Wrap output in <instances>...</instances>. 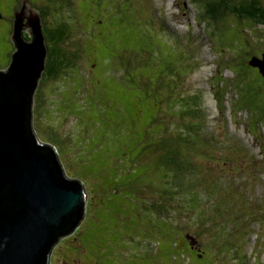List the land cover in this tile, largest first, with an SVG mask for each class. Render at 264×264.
Masks as SVG:
<instances>
[{"label":"rangeland","instance_id":"rangeland-1","mask_svg":"<svg viewBox=\"0 0 264 264\" xmlns=\"http://www.w3.org/2000/svg\"><path fill=\"white\" fill-rule=\"evenodd\" d=\"M32 1L41 6L43 4L47 7L45 9H53L54 2H58V0H53L54 2L47 4L46 0ZM239 1L234 0L235 3ZM15 2L16 0H0V11L6 15L10 3ZM205 2L206 0H66L60 2V4H68L64 6L66 12L63 17L72 26L73 35L72 37L70 34L71 37L61 46L70 53L76 50L79 60L76 67L64 69L62 74H55L53 79L42 77V82L38 84L35 95L37 98V92H39L38 98L48 100V108L46 110V105L39 100H37L36 107L34 95L33 110L35 113V108H37L38 114L35 118L32 115V127L37 139L44 143L35 129V124L40 121L39 116L46 110L41 120L44 125L50 122L49 119L55 122L62 121L59 123V133L65 134V139L71 141V145L62 152L67 155L65 160L59 159L62 170L68 178H79L86 194L87 191H93L87 201V215L97 202L103 206L96 212L93 221L92 215L84 214L75 238L72 232L54 245L49 264H81V261L83 264H99L107 248L105 256H108L109 252L112 253L113 245L123 246L119 243V239L124 235L129 236L130 228L141 231L146 228L140 217L134 213L137 186L120 179L111 180L109 175L114 174L116 170L113 164L124 170V166H132L131 161L135 158V161L139 162L138 154L145 139L144 126H150L155 114L154 109L158 107L156 102L158 94L154 92L153 81L159 69L162 70L163 55L151 52L150 39L148 40L136 29L147 24L146 27L152 26L155 33L159 35L154 37L153 41L163 50V53L167 54L173 49L174 41H171L172 37H169L174 35L173 38L177 41L182 37L183 41L181 39L180 41L183 49L189 55L196 57L193 62L197 70L186 77L185 88L187 90L185 91L188 94L198 93L201 96L200 110H203L201 112L206 118L204 129L206 128L214 137L216 136L212 142L219 147L223 144L228 145L227 151L216 149L207 152L204 149L205 145L199 143L197 147L201 146V150L208 155L204 163L209 164L212 161L210 168L213 167V173L225 175L222 178L223 182L227 183L226 186L222 185L224 192L247 189L245 196L248 203H251L256 195L259 200L262 199L259 194L264 195V178H261L257 185L252 184L253 190L247 187L245 179L252 180L253 175H257L256 178L260 179V161H264V157H261V155L264 156L261 150V148L264 149V135L261 136V131L264 130L263 89L259 86V82H256L254 72L259 75L257 68L246 73L247 65H242L241 68L239 65L244 61L246 64L251 56L264 53V25H256L232 13H223L214 22L205 13ZM260 2L264 5V0ZM19 3L24 4L25 11L34 9L31 6H34L32 2L30 6L26 0H20ZM35 11L38 12L37 9ZM59 12L61 11L56 12L55 9L48 11L47 16L41 17V20L51 21V15L59 18L61 15ZM154 12L157 13L155 17L150 14ZM142 17L146 19V25L143 24ZM138 19L140 21H137ZM135 21L137 22L134 24ZM159 23L165 28H162ZM187 25H191V28L187 29ZM47 27L52 29V23ZM203 31H206L208 40L204 37ZM240 34H245V39ZM240 39L244 40L246 47ZM46 41L45 39V43ZM74 43L75 50L71 49ZM11 49H13V44L10 39L0 36V66L6 64ZM229 50L232 51L228 52ZM249 77L254 82H251ZM61 78H63L62 82L69 81L71 84L67 82L63 86ZM217 78L219 81L222 78L221 90L228 91L227 98L224 97V99H229L222 105L220 102L216 104L212 96L213 85ZM80 81L87 82L88 89L82 97H78L72 88ZM241 82L244 87L241 103H251L254 106L249 119L244 110L240 111L239 108H235L237 105L231 102L235 99V91H238V87L233 88L231 85L234 83L242 85ZM251 128L253 132L250 131ZM42 131L45 133L44 130ZM224 137L227 138V142L220 140ZM205 141L209 143V140L205 139ZM258 141L261 147L256 146ZM212 145V143L209 144V147L214 148ZM236 146L237 149H235ZM61 158L63 159L62 155ZM134 172L131 179H135L137 185L150 181V173L147 172L146 167L134 168ZM152 172L155 176L159 175L156 167ZM204 179L206 182L202 184L212 190L209 184H213L214 181L209 180L208 175L204 176ZM254 190L256 195H253ZM146 193L147 195L144 196L146 202L153 204V202L161 201V199L156 200L151 193ZM230 196L236 197L231 193L227 198H231ZM194 198L196 201L197 198ZM199 201L203 203L201 208L204 209L206 205V212L217 218V223L221 221V213L213 209V205L205 203L202 198ZM247 202H245L247 210L233 209L231 203H225V207L229 205L227 210L223 211L226 213L223 217L227 219V226L233 227L229 223V218L236 217L238 228L246 229L247 225L240 221L242 219L240 214L242 211L248 213L253 211ZM168 209L175 222V228L180 232L183 231L182 233L189 239L190 244L195 245L192 237L197 235L202 241L205 240L192 219L191 213L195 212V209L191 208L189 213H186L189 214L188 217H184L183 214L181 216L180 210L173 205H168ZM254 214L257 216L256 212L252 215ZM249 218L250 220L245 219V223L250 224L253 233L246 230L244 235L238 237L239 248H242L243 254L240 261L234 260L233 263L264 264V239L259 237L264 234V220L254 224L251 222L255 218L250 216ZM210 223L212 224L211 221ZM214 223L216 222L213 221ZM87 229L89 231L83 234V238L86 242L90 240L92 247H81L78 254L74 249L77 246L76 241L79 242L82 231ZM141 231L138 232L144 234ZM196 253L199 254V251L191 256L194 257ZM211 254L213 252H208L207 259L213 264L216 256L214 254L211 256ZM129 258L133 260L136 257L118 256L117 260L121 261L120 264H127ZM217 260L222 259L217 257L216 264ZM118 261H113V263L108 261V264H118ZM225 262L228 264L227 261ZM132 264H138L137 259Z\"/></svg>","mask_w":264,"mask_h":264},{"label":"trees","instance_id":"trees-1","mask_svg":"<svg viewBox=\"0 0 264 264\" xmlns=\"http://www.w3.org/2000/svg\"><path fill=\"white\" fill-rule=\"evenodd\" d=\"M52 1L53 0H46V3L50 4ZM62 1L66 0H58L56 3L53 1V9H45L47 7L43 4L41 6L39 3L34 4L32 0H26L29 6L31 5V2L34 4V6H36L34 7L31 5L40 13V19L46 17L48 11H53L54 9L56 12L61 11L59 12L61 14L59 18H55V15H51V21L46 20L43 22L41 20L42 30L44 32L45 39L47 40L46 46L48 48L43 78L49 77L50 79H53L55 74H62L64 69L67 70L68 68L71 69L76 67L79 60V55L75 50V43L71 49L75 50L76 53H70L67 49L62 48L61 46L67 39L71 37L69 35H72V26L63 17V14L66 12L64 6H68V4H66L67 2L65 4H60ZM16 2L19 3L20 0L19 2L16 0ZM205 4V13L214 22H216L217 17H221L223 13H232L238 18H245L256 25H264V5L261 4L260 0H240L239 3H235L234 0H206ZM12 5L13 4L10 3V6ZM150 14H152L151 16L155 17L157 13L154 12ZM76 20L78 21V16ZM137 21L140 20L138 19ZM137 21L133 23L135 24ZM142 22L146 25V19H144V17H142ZM50 23L53 25L52 29H48L47 27V25ZM225 24L228 26L227 23ZM146 26H141L136 29L140 31L143 36L147 37L148 40L150 39L151 52L154 51L157 55L160 53V56L163 55V59L161 60L162 70L159 69L153 81L154 92L158 94L156 101L158 107H155L154 109L155 114L153 115V119L150 122V126H144L145 139L138 154L139 162H136L135 158L131 161L132 166H124V170H121L122 168L120 169L116 167L115 164H113L116 170H114V174L109 175L111 180L120 179L125 183L134 184L137 186L135 196L136 206L134 208V213L140 217L141 222L146 228L142 231L136 228L138 231H141L144 234H140L137 230L130 228V235L121 236L119 239V243L123 244V246L117 247L116 245H113L114 250L112 253L109 252L107 254L108 256H105L104 254L107 251V248L105 252H103L101 256L102 261H99V264H108V261L109 263H113V261H118V256L127 257L130 255L136 258L133 260L129 258L127 264H132V262L136 259L138 264H212V261L209 263L210 260L207 259L208 252L210 251L213 252L216 258L220 257L222 259L217 260V264H226L225 261H227L228 264H240V262L233 263V261H240L241 258L238 255L240 254L238 243L239 240H237L238 237L244 235L246 230L251 231L250 224H246L245 219L247 218L250 220L249 216L252 218L254 217L255 219L253 222H251L254 224L257 221H263L261 217L264 207L260 202H247V198L245 196L247 194V189L245 190L246 192L243 189H235L230 190V192H224L222 190V185L226 186L227 183L223 182L222 178L225 177V175H216L213 173V167L210 168L212 161H210L209 164L204 163L208 155H206L205 152L201 150V146L199 148L197 147L198 144L201 143L205 145L204 149H206L207 152L217 149L218 146L213 143L211 139H209V143L205 141L206 136L209 135V131H207L206 128L204 129L206 118L201 112L203 110H200L201 96L198 95V93L188 94L185 91L187 90V88H185V79L187 76L191 75L195 69V63L193 62L194 57L193 55H189L187 51L177 48L179 47L180 39L179 41L175 39V41L173 38L174 35L171 36V41H174V44H172L173 49L167 54L163 53V50L160 49V47L157 46V43H154L153 41L155 39L154 37H157L155 29L152 26ZM160 26L165 28L161 24ZM148 36H150V38ZM240 36L245 39L246 35L240 34ZM241 41L243 46L246 47L244 40ZM11 51L7 56L6 64L4 66H0V69L1 67L4 68L10 63L9 59L11 60ZM230 51L232 50H229L228 52ZM259 57L261 58L262 56ZM251 59L252 56L248 58L247 61L249 62ZM248 62L244 64V61V63L242 62L241 65H239V68H241L242 65H247V71H245L246 73L254 71L256 68L249 66ZM254 74L257 78V81H255L259 82V86H261L263 89L262 94L264 97V76H262L260 72L259 75L256 72H254ZM66 75H68V73H66ZM63 76H65V74H63ZM43 78H41V81L39 82L40 84ZM249 80L254 82L252 81L253 79H251V77H249ZM60 81L62 82L63 78H61ZM67 82L71 84V82ZM67 82H62L63 86L64 83L67 84ZM222 82V78L220 81L219 78L216 79V83L213 85L214 92L212 93L216 104L217 102H220L221 105L223 102L226 100L228 101L229 99H224V97L227 98L228 91L221 90ZM241 83L242 85L239 83V85L235 83L234 85H231L233 88L238 87L237 92L234 90L235 99L231 100V102L237 105L235 108H239L240 111L244 110L245 113L248 114L249 119L254 106H252L251 103H241L244 93V91H242L244 89L243 82ZM72 88L74 91H76L75 94L78 97H82L84 93L86 94V92H88L87 82L80 81L75 83L74 87ZM38 94L39 92H37V98L35 95L36 107L37 100H39L46 105L47 110L48 100H41L38 98ZM46 110L44 111V114ZM37 114V108H35V113L33 110L34 118ZM44 114L39 116L38 120L40 121L39 123L35 124L37 135L42 141H44V143L55 147L57 153L56 155H58V161L59 159L61 161L65 160L67 155L65 153L62 154V152L71 145V141L65 139V134L59 133V123L62 121L55 122L49 119L50 122L47 125H44L41 123V120L44 118ZM42 130H44L45 133ZM211 143L213 144L212 146L214 148L209 147V144ZM222 149L227 151V148ZM235 149H237V146ZM61 155L63 156V159L61 158ZM142 166L146 167L147 172L150 173V181L146 183L144 182L141 185H137L135 179H131V177L135 173L134 168L139 169ZM155 167L159 173L158 176H155V173L152 172ZM76 171L80 170L76 169ZM207 175L209 180L215 182H213V184H209V186L213 188L212 190L207 189L206 185L202 184L203 182H206L204 176ZM245 182L247 187L251 188L252 190L254 183H256V185L258 184L256 178H253L252 180L246 178ZM145 191L149 194L151 193V195L156 200L159 199L160 201L161 199V201L153 202V204L148 203V201L146 202L144 200V196L147 195ZM255 192L256 191L254 190L253 195ZM231 193L235 194L236 197L232 198L230 196L231 198H227L228 194ZM87 194L88 201L90 199L89 196L91 197L93 191H87ZM260 195L262 201H264V195ZM194 197L197 198L196 201ZM200 198H202L205 203L213 205V209H217L218 212L221 213V221H218L217 223V218L209 215L208 212H206V205L204 206V209L201 208L203 203L199 201ZM226 202L228 204L231 203L233 209L241 208L242 210H247L245 209V202H247V205L250 204V209H253V211H251V213L242 211L240 214L242 215V219L240 220L241 223L247 225L245 230L243 227L238 228V219L236 217L232 219L229 218V223L230 225H233V227L227 226V219H224L223 217L226 214L223 213V211H226L229 207V205L225 207ZM168 205L177 207L180 210V215L182 216L183 214L184 217L189 216V214L186 213H189L191 208L195 209V212L191 213L193 217L192 219L196 228L202 233V236L205 238V240L202 241L201 238H198V235L196 237L191 236L195 241V245L193 246L190 244L191 242L186 237V235L182 233L183 231L180 232L175 228V222L172 219L170 214L171 212L169 209L167 210ZM102 206V204L97 202L95 207H92V209L89 210V212H91L88 214L92 215V221L94 220L96 212L101 209ZM87 212L88 206L86 204V215ZM254 212L257 213V216L255 214L252 215ZM86 220L85 223L87 224ZM213 221L216 223L213 224ZM78 229L79 227H76V229L73 231L74 235L79 231ZM88 229L86 231L83 230L79 242L76 241L77 246H75L74 249L76 252H78V254L81 247H92V242L90 240H88L89 242H86L83 238V234L89 231ZM149 232L153 234H150ZM75 237L76 235L73 236V238ZM67 238L73 239L70 237ZM197 250L199 251V254L196 253L194 254V257H192L191 255H193L195 252H198ZM125 251L126 253H124ZM128 252L130 253L129 255ZM213 254H211V256ZM139 258H141L143 261H139ZM215 260L213 264H216ZM120 263L121 261H118V264ZM81 264H83L82 261Z\"/></svg>","mask_w":264,"mask_h":264},{"label":"water","instance_id":"water-1","mask_svg":"<svg viewBox=\"0 0 264 264\" xmlns=\"http://www.w3.org/2000/svg\"><path fill=\"white\" fill-rule=\"evenodd\" d=\"M11 41L10 63L0 70V264H49L54 245L82 220L86 192L80 180L66 177L55 149L32 127L48 49L38 13L24 4ZM248 64L264 76V54Z\"/></svg>","mask_w":264,"mask_h":264},{"label":"flooded vegetation","instance_id":"flooded-vegetation-1","mask_svg":"<svg viewBox=\"0 0 264 264\" xmlns=\"http://www.w3.org/2000/svg\"><path fill=\"white\" fill-rule=\"evenodd\" d=\"M21 7H22V5H20V3L15 2L12 6L9 7L8 13L6 15H4L2 11H0V36H6L11 41V35H12V31H13L14 15H15V13H17L20 10ZM24 10H25V8H24ZM27 16H29V14ZM24 21H26V20H24ZM30 35H31L30 29L25 28L24 31L22 32L23 38L26 41H30V39H31ZM12 52H13V49H12L11 53ZM9 61H10V59H9ZM4 68H6V66ZM4 68H1V69H4Z\"/></svg>","mask_w":264,"mask_h":264},{"label":"clouds","instance_id":"clouds-1","mask_svg":"<svg viewBox=\"0 0 264 264\" xmlns=\"http://www.w3.org/2000/svg\"><path fill=\"white\" fill-rule=\"evenodd\" d=\"M24 8H25V6H24ZM21 9V8H20ZM20 11V10H19ZM34 12H36L35 11V9L33 10ZM38 13V12H37ZM38 15H39V18H40V14L38 13ZM15 16V15H14ZM40 21H41V19H40ZM41 24H42V22H41ZM44 33V32H43ZM12 42V41H11ZM13 44V43H12ZM13 48H14V45H13ZM13 53V52H12ZM8 66V65H7ZM7 66H6V68H7ZM6 68H4V69H6ZM4 69H0V70H4ZM49 145V144H48ZM51 146V145H50ZM52 147H54V146H52ZM55 153H56V151H55ZM58 158V157H57ZM85 189V188H84ZM86 204H87V194H86V203H85V208H86ZM78 227V226H77ZM71 234V233H70ZM51 255V254H50Z\"/></svg>","mask_w":264,"mask_h":264}]
</instances>
